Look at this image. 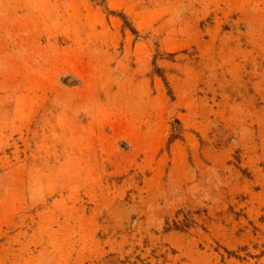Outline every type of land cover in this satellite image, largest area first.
<instances>
[{
    "label": "rangeland",
    "instance_id": "obj_1",
    "mask_svg": "<svg viewBox=\"0 0 264 264\" xmlns=\"http://www.w3.org/2000/svg\"><path fill=\"white\" fill-rule=\"evenodd\" d=\"M0 264H264V0H0Z\"/></svg>",
    "mask_w": 264,
    "mask_h": 264
}]
</instances>
